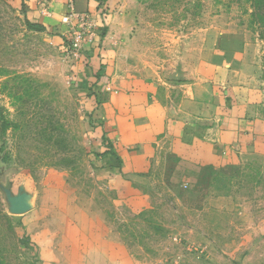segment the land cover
<instances>
[{
  "label": "rangeland",
  "instance_id": "obj_1",
  "mask_svg": "<svg viewBox=\"0 0 264 264\" xmlns=\"http://www.w3.org/2000/svg\"><path fill=\"white\" fill-rule=\"evenodd\" d=\"M55 1L0 0V264H49L35 242L38 220L27 225L33 214L12 208L22 172L48 206L97 217L103 250L92 263L264 264V151L252 145L220 165L181 169L161 146L135 183L137 206L108 187L95 108L78 93V62L65 51L69 27L29 15L31 6L49 14ZM108 32L123 70L142 82L177 77L224 36L247 35L250 84L264 102V0H120Z\"/></svg>",
  "mask_w": 264,
  "mask_h": 264
},
{
  "label": "crops",
  "instance_id": "obj_2",
  "mask_svg": "<svg viewBox=\"0 0 264 264\" xmlns=\"http://www.w3.org/2000/svg\"><path fill=\"white\" fill-rule=\"evenodd\" d=\"M119 1L107 0L100 8L98 0H56L49 14L31 6L29 15L55 25L72 10L89 11L99 21L106 7L110 26ZM99 22L101 33L104 28ZM248 38L224 36L217 49L195 57L194 64L183 65L174 72L177 77L162 75V82H142L125 72L109 32L104 37L97 35L80 58L74 59L79 70L77 91L90 110L95 108L94 150L106 153L100 156L101 171L108 187L122 200L133 206L141 203L136 184L151 168L161 146L178 158L180 169L220 165L240 145L264 151L260 109L264 102L250 84ZM16 181V192L10 195L12 208L23 217L33 214L30 220L24 217L27 225L38 220L35 242L47 263L64 259L63 264H102L91 262L103 250V226L97 217L60 203L48 206L34 180L23 172L16 174ZM109 259L110 264H119ZM134 263L130 260L128 264Z\"/></svg>",
  "mask_w": 264,
  "mask_h": 264
},
{
  "label": "built area",
  "instance_id": "obj_3",
  "mask_svg": "<svg viewBox=\"0 0 264 264\" xmlns=\"http://www.w3.org/2000/svg\"><path fill=\"white\" fill-rule=\"evenodd\" d=\"M62 21L69 27L66 31L67 54L73 59H79L84 49L92 45L97 35L99 36L97 18L89 11L72 10L62 18Z\"/></svg>",
  "mask_w": 264,
  "mask_h": 264
},
{
  "label": "trees",
  "instance_id": "obj_4",
  "mask_svg": "<svg viewBox=\"0 0 264 264\" xmlns=\"http://www.w3.org/2000/svg\"><path fill=\"white\" fill-rule=\"evenodd\" d=\"M99 1V7L101 8L102 6L101 5H103V4H105V2L107 1V0H98ZM109 9V8H108ZM102 11H101V14H100V16H99V23H101V26H102V28H104L102 31H101V33H99L100 34V36H102V37H104L105 35H106V32H107V30H108V25H109V18H110V16H109V14H107L106 13V7H104V8H102L101 9ZM31 24V26H33V23H31L30 21H28V24ZM41 26V25H40ZM44 26V25H43ZM41 27L40 29H42V28H44V27ZM67 41L68 40H66L65 41V43L67 44L66 46H67V48H68V43H67ZM65 51L67 52L68 51V49H65ZM103 154H106V153H103Z\"/></svg>",
  "mask_w": 264,
  "mask_h": 264
}]
</instances>
